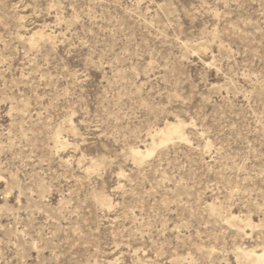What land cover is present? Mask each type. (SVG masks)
Returning <instances> with one entry per match:
<instances>
[{
  "label": "rangeland",
  "instance_id": "obj_1",
  "mask_svg": "<svg viewBox=\"0 0 264 264\" xmlns=\"http://www.w3.org/2000/svg\"><path fill=\"white\" fill-rule=\"evenodd\" d=\"M166 123L181 132L160 143ZM252 249L264 0H0V264H242Z\"/></svg>",
  "mask_w": 264,
  "mask_h": 264
},
{
  "label": "bare ground",
  "instance_id": "obj_2",
  "mask_svg": "<svg viewBox=\"0 0 264 264\" xmlns=\"http://www.w3.org/2000/svg\"><path fill=\"white\" fill-rule=\"evenodd\" d=\"M45 37V33L38 30L35 31L30 37L27 38L29 44L34 46L38 39H43ZM181 132V124L175 123H166L162 128L158 130V134L160 135V143L167 142L172 136L178 135ZM154 145V141H152V146ZM137 161L141 162L144 157L151 155V150H146L145 152L136 151L133 154ZM239 258L242 264H264V250L256 253L255 250H247L241 251L239 253Z\"/></svg>",
  "mask_w": 264,
  "mask_h": 264
}]
</instances>
